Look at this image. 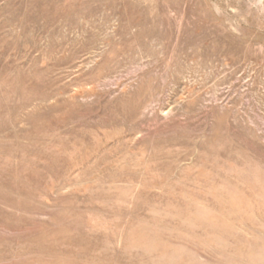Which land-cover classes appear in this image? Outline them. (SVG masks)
I'll return each mask as SVG.
<instances>
[{"label":"rangeland","instance_id":"1","mask_svg":"<svg viewBox=\"0 0 264 264\" xmlns=\"http://www.w3.org/2000/svg\"><path fill=\"white\" fill-rule=\"evenodd\" d=\"M0 264H264V0H0Z\"/></svg>","mask_w":264,"mask_h":264}]
</instances>
